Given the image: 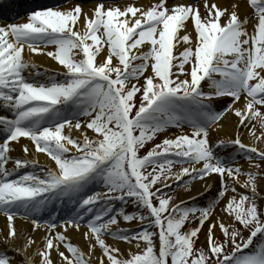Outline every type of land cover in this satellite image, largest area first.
Masks as SVG:
<instances>
[{
  "label": "snow or ice",
  "instance_id": "1",
  "mask_svg": "<svg viewBox=\"0 0 264 264\" xmlns=\"http://www.w3.org/2000/svg\"><path fill=\"white\" fill-rule=\"evenodd\" d=\"M246 7L60 0L0 25V264H264V0Z\"/></svg>",
  "mask_w": 264,
  "mask_h": 264
},
{
  "label": "bare ground",
  "instance_id": "2",
  "mask_svg": "<svg viewBox=\"0 0 264 264\" xmlns=\"http://www.w3.org/2000/svg\"><path fill=\"white\" fill-rule=\"evenodd\" d=\"M76 2H77V0H71V4H75ZM129 2H130V1H129ZM209 2H210V3H211V2H216V3H218V4H223V3L226 2V0H209ZM136 3H137V4H148V3H149V0H138ZM239 3H240V5H241V11H242V12L251 13V12L253 11L250 7H246V0H239ZM61 6H62V7H68V6H71V5H63V4H61ZM83 6H84L85 8H87V7H89L90 5H89L88 3H85ZM3 10H4V9H3ZM25 19H26V16H24V17H23L22 19H20L18 22H23ZM3 24H6V23L0 21V25H3ZM105 47H106V46H105ZM48 50H52V47L50 46ZM103 51H104V50L102 49V50H101V53H102ZM32 59H33V60L35 61V63L39 66V69H38V70H39L41 73H43L45 69H49L50 71H49L48 74L51 75V74H54L55 71H56L57 69L62 70V67H63V66H60V65L58 64V62L55 61L53 58H51V57H47L46 53H34V54H32ZM25 75H27V73H25ZM35 78H36V79H39V80H43L45 77H44V76H38V77H35ZM56 78H57V79H62L63 77H62V76H57ZM0 111H3V110L0 109ZM229 119H230L231 122H235L236 117H235V115H232ZM184 128H185V131H186V132L189 131V129L187 128V126H185ZM89 131H91V130H89ZM177 132H178V130H175V131H174V130H165L164 133L161 134V136H162V138H163L165 135H171V134H174V133H177ZM220 135L223 137V136L225 135V133H220ZM227 135H231V130H229V131L227 132ZM243 139H244V142H245V143H248V142H249V138H248L247 136H244ZM21 143H27V144H29L30 147H32L31 142H30L28 139H26V138H21ZM256 145H257L258 147H263V145H261L260 142H258V141L256 142ZM11 155L14 156V157H15V156H22L23 153L20 152V151H14V152L11 153ZM32 156H33V154L30 152V153L28 154V158L31 159ZM37 159H38L40 165L48 164V165H53V166H54V162H52V161L50 160V158H49L45 153H38V154H37ZM241 163H243V161H241ZM6 166H7V167H12V163L9 162ZM179 167H180V166H176V167L174 168V170H177ZM28 170H32V169H28ZM22 171H25V169H21L20 172H22ZM36 171H39V167H37ZM17 174H19V173H17ZM194 183H195V182H194ZM195 186H196V187H200V185H195ZM213 188H216L215 183H214ZM240 190L243 191V189H240ZM100 191H103V189H101ZM189 195H195V191L193 190L192 192H187V191H185L184 189H181V190L179 191V197H180V199H187V197H188ZM201 198H202V197H197V203H199V201L201 200ZM180 199H179V200H180ZM179 200H178V201H179ZM4 221H5V218H4L3 216H0V227H2V226L4 225ZM16 223H17V225L22 226V227H27V226H28V223H27L26 221H23V220H19V219H18V220L16 221ZM122 226H124V227H132L133 229L135 228V224H134V223H132V224H123ZM37 235H39V233H37ZM68 235H69V238H70L74 243H77V244H79V245L82 246L83 241H82V238H81V236L79 235V233H73V232L70 231V232L68 233ZM108 242H109V243H112V242H113L112 239H111L110 237L108 238ZM0 247H3V245H0ZM120 247H121V248H126V247H127V244H126V243H121V244H120ZM29 251L31 252L32 250L30 249ZM133 251H135V249H133ZM9 254L11 255V253H9ZM53 255H55V254L53 253Z\"/></svg>",
  "mask_w": 264,
  "mask_h": 264
},
{
  "label": "rangeland",
  "instance_id": "3",
  "mask_svg": "<svg viewBox=\"0 0 264 264\" xmlns=\"http://www.w3.org/2000/svg\"><path fill=\"white\" fill-rule=\"evenodd\" d=\"M160 139H162L161 138V135H159L156 138V141L155 142H159ZM150 147H151V143L149 142L148 144H146V148L141 150V153L140 154H143L144 151H146V149L147 148H150ZM263 147H264V145H263ZM181 189L182 188H176V184H173V185H171V188L165 189V191H167L169 195H172L174 197V202H177L180 199V197H179V191ZM215 191H216V189L215 190L214 189L211 190L212 193H214ZM209 198H210V194L209 193H206L205 196L202 199V203H200V206H205L207 204ZM126 210H129V211L133 210L132 205L131 204L127 205ZM247 234L248 233L246 231L243 233V235L245 237L247 236ZM202 240H203V236H201V241ZM247 250L248 251H251V247L249 249H244V251H247Z\"/></svg>",
  "mask_w": 264,
  "mask_h": 264
}]
</instances>
